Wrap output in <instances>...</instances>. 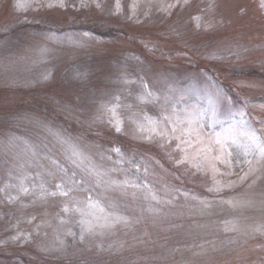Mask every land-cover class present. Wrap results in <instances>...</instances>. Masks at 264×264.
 Segmentation results:
<instances>
[{
	"label": "rangeland",
	"instance_id": "1",
	"mask_svg": "<svg viewBox=\"0 0 264 264\" xmlns=\"http://www.w3.org/2000/svg\"><path fill=\"white\" fill-rule=\"evenodd\" d=\"M19 5L0 0V264H264V158L213 143L264 142V0ZM193 109L184 144L165 117Z\"/></svg>",
	"mask_w": 264,
	"mask_h": 264
},
{
	"label": "snow or ice",
	"instance_id": "2",
	"mask_svg": "<svg viewBox=\"0 0 264 264\" xmlns=\"http://www.w3.org/2000/svg\"><path fill=\"white\" fill-rule=\"evenodd\" d=\"M18 6H20L19 0H18ZM61 6L63 5L61 4ZM149 95H151V93H149ZM198 115H199L198 111L193 109L192 112L189 113L185 119H180L178 117L174 121L169 119L168 117H165V119L169 120V123L173 124V127L171 129L172 133H176L180 125H187V127L179 128L180 135L174 136V138L180 140L181 143L188 144L189 143L188 140L181 139V137L184 136L185 134H187L188 136H192L193 134H195L197 141L201 139L202 133L199 129L202 126L200 125L199 120L197 119ZM193 125H196L197 127H193ZM117 131H120L119 127H117ZM153 131H155V129H153ZM156 134L159 136H166L167 130L158 132ZM213 143L218 146V152H219V155L214 157V159L220 160L222 163L228 164L229 166L231 165V160L234 158V152L236 156H239L241 154V151L244 156L252 155L253 152H255L260 157L264 158V142L260 141L259 137L256 135L254 131L252 132L244 131V130L237 131L236 129L230 127L228 129H225L222 133L216 134L213 138ZM117 151L119 150L117 149ZM181 151H183V149H181ZM200 151L203 152L204 150L201 149ZM195 161H196V156H192L191 158H189L188 154L185 153L184 157L178 160L177 163L182 164L185 162H192L193 167L199 169L200 165ZM247 163L251 164V161L249 160L247 161ZM228 175H231V173H228ZM245 175H247V173ZM241 179H243V177ZM56 187L58 189L59 195L62 196H68L69 192L71 191V189H69L68 191H64L62 185L59 184L56 185ZM22 191L27 192L28 190L26 188H23ZM57 194H58L57 192L48 193V195H52V196H55ZM153 199H155V197H153ZM88 206L97 207L98 204H94L89 200ZM63 211L65 212L69 211L67 205L64 207ZM76 211H80V209H76ZM101 211H103V209H101ZM120 219L123 218H118L114 223L103 225V227H114L115 223L120 222ZM125 223H127V221H125ZM85 231L91 233L93 231L92 226L89 225L85 229ZM83 238L84 236L82 234L81 240H83Z\"/></svg>",
	"mask_w": 264,
	"mask_h": 264
}]
</instances>
